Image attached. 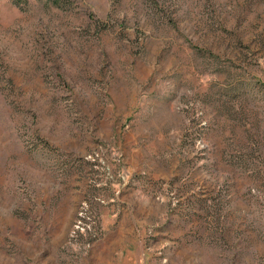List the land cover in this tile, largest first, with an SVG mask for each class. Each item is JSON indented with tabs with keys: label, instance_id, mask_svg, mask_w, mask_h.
I'll return each instance as SVG.
<instances>
[{
	"label": "rangeland",
	"instance_id": "1",
	"mask_svg": "<svg viewBox=\"0 0 264 264\" xmlns=\"http://www.w3.org/2000/svg\"><path fill=\"white\" fill-rule=\"evenodd\" d=\"M0 264H264V0H0Z\"/></svg>",
	"mask_w": 264,
	"mask_h": 264
},
{
	"label": "trees",
	"instance_id": "2",
	"mask_svg": "<svg viewBox=\"0 0 264 264\" xmlns=\"http://www.w3.org/2000/svg\"><path fill=\"white\" fill-rule=\"evenodd\" d=\"M49 1H51L57 7H62L65 4V0H49Z\"/></svg>",
	"mask_w": 264,
	"mask_h": 264
}]
</instances>
